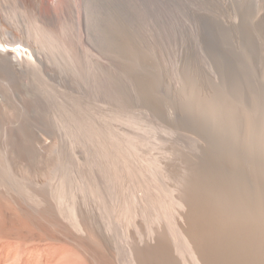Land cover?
I'll return each mask as SVG.
<instances>
[{
    "label": "bare ground",
    "instance_id": "6f19581e",
    "mask_svg": "<svg viewBox=\"0 0 264 264\" xmlns=\"http://www.w3.org/2000/svg\"><path fill=\"white\" fill-rule=\"evenodd\" d=\"M168 1L130 0V3L162 5L164 15L152 18L155 27L166 31L167 37H208L210 51L218 57V73L230 85L235 73L241 75V72L233 67L231 58L211 37H236L240 44L251 50L257 48L256 43L259 52L264 50V0H170L169 4ZM93 3L94 0H0V264H264V226L249 217V227L239 221L238 238L234 223L241 219L234 217L233 221L231 215L221 213L219 208L223 199L205 192L209 191L212 181L222 176L217 173L222 167L215 170L216 165L210 167L213 161L202 164L205 183L193 188L195 195L187 193L181 197L188 204L187 210L186 205L183 207L175 198L171 199L168 192L164 193L162 189L167 183H159L148 173L140 178L141 172L134 164H130L134 178L129 180L106 183L85 178L83 161L90 158L86 156L88 152H84L92 148L88 144L90 138L81 135V138H75L50 126L48 115L45 116L49 105L58 109L62 103L74 108L76 103H68V89L73 86L80 94L82 88L75 86L77 82L73 84L75 76L63 69L62 60H57L56 44H53L56 41L52 47L45 38L66 37L71 46H76L78 55L86 54L82 48L89 49L92 55V52L101 53L94 42L95 37H102L101 6ZM68 9L72 11L69 21L73 31L66 36L61 18L60 27L51 23ZM167 15L169 22L171 20L169 29ZM74 25L80 30V43H76ZM253 27L259 31L254 32ZM66 30L70 31L69 27ZM36 37H42L40 43ZM177 55L178 65L182 68L183 48ZM95 56L91 63L106 64ZM234 56L240 69L237 55ZM246 64L253 85L259 84L264 68L253 69L248 58ZM142 67L143 72L130 75L131 85H125V88L131 91L128 98L125 96L122 100H144L153 106L154 112L166 118V107L170 103L166 90L170 85L162 75L152 77L162 104L144 98V86L135 78L149 75L153 65L147 63ZM197 73L200 75L193 74L191 82L197 78L201 92L216 85L208 73L203 75L202 68L198 67ZM40 78L47 79L45 82H50L54 91L47 87L48 83L43 86ZM57 90L58 94H55ZM199 99V102H205L203 108L208 107L206 100ZM84 102L83 99L81 103ZM131 108L136 109L132 105ZM186 137L180 133L175 138ZM112 138L109 141L105 138L99 147L105 151L103 144L112 142ZM110 148L114 158H119L117 148L113 145ZM206 151L200 158L209 153ZM71 157L78 178H58L55 169L60 159ZM253 213L257 212L254 210ZM178 236L193 240L196 247L191 245L195 251L188 252L191 258L193 254L192 259L179 249Z\"/></svg>",
    "mask_w": 264,
    "mask_h": 264
},
{
    "label": "rangeland",
    "instance_id": "374dc122",
    "mask_svg": "<svg viewBox=\"0 0 264 264\" xmlns=\"http://www.w3.org/2000/svg\"><path fill=\"white\" fill-rule=\"evenodd\" d=\"M96 3L101 6L99 23L102 37H95L94 42L101 53L92 52L94 53L92 55L89 49L82 48L86 54L78 55L76 46H71L66 37L45 38L49 45L56 41L53 44H56L58 48L54 47L55 52L58 53L57 60H62L63 62H60L63 69H68L75 76L73 84L77 82L75 86L82 88V90L79 89L80 94H77L73 86L68 89L67 93L70 96L68 103L71 102L69 105L76 103L74 108L70 107V109L69 106L61 103L57 109L50 104L45 116L48 115L50 126L62 134L65 132L72 134L75 138H79L80 135L87 137L88 140L90 138L88 144H91L92 148L84 152H88L86 156L90 158L83 161L87 173L84 175L85 178H92L94 182L99 179L106 183L125 178L129 180L134 178L133 169L130 168V164H134L135 169L141 172V175L138 174L140 178L148 173L153 175L159 183H167L165 188L162 186L164 193L168 192L167 195L171 196V199L175 198L176 202L181 203L183 207L186 205L187 209L188 204L182 198L187 193L195 195L193 188L205 183L202 177L206 174L202 164L213 161L216 164L212 162L210 167L216 165L213 170L218 166L222 167L217 171L218 175L222 174V176L212 181L209 191L205 192L223 199L219 208L221 213L231 215L233 221L234 217L241 219L236 221L239 227L234 223L238 238V232H241L239 221H244L245 226L249 227V222L253 219L264 226V75L262 73L259 77V84L255 82L253 85L251 72L246 68L247 58L253 69L264 68V50L259 52L258 43H256L257 48L251 50L240 44L236 37H211L231 58L233 67L241 72L239 75L235 70L236 73L230 85L218 73V57L211 53L208 37H167L166 31H163V34L162 29L155 27L152 17L164 15L162 5L153 7L151 3L146 6L135 3V7L134 3L131 5L130 0H94L93 4L96 5ZM168 13L170 14L169 7ZM107 14L109 17H106ZM168 15L167 29H169V23L171 24L170 15ZM71 16L72 11L68 9L65 13L62 12V17L59 14L51 25L60 27L61 18L63 33L65 32L68 36L69 32L73 31L69 21ZM33 18L32 16V20ZM68 27L70 31L66 30ZM74 29L76 43H80V30L75 25ZM253 30L259 31L256 27H253ZM36 38L40 43L42 37ZM182 48L183 60L182 68H180L177 54L181 53ZM231 50L237 55L240 69ZM94 55L104 60L106 64L91 63ZM147 63L153 65L152 71L143 78L135 79L144 86V98L153 99L154 102L162 104L151 78L158 75L165 77L166 84L170 85L166 90L170 98V103L166 107L167 119L161 113L154 112L153 106L144 100H130V98L128 101L122 100L125 96L127 99L128 92L131 91L125 88V85H131L130 75L139 71L143 72L142 66ZM198 67L205 71L203 75L209 74L216 84L214 87H207L201 92L197 83L198 79L196 78L194 83L191 82L193 74L200 75L197 73ZM41 80L44 82L43 86L50 83L45 82L47 80L45 78H40ZM50 84L47 87L54 91ZM55 94H58V90ZM58 97L60 101V96ZM199 97L206 100L208 107L203 108L202 103L205 102H199ZM83 99L85 102L81 103ZM131 105L136 109L131 108ZM180 133L188 137L177 140L175 137ZM112 136L114 137L112 142L103 144L105 151L101 146L99 147L101 141L103 142L105 138L108 140ZM112 145L117 148L116 154L119 158H114V152L110 148ZM205 149L209 153L200 158ZM220 158L223 160L221 161ZM61 159L58 168L55 169L56 172L54 171L58 174L57 177L63 176V178L75 180L78 172L72 164L73 157ZM3 169L4 167L2 171ZM212 176L214 179L215 176ZM107 192L109 195L112 194V191ZM178 193L181 194L180 197ZM200 194H204V190ZM254 210L256 214L253 213ZM185 238L178 236L177 245L190 259L189 253H192L196 246L192 239L189 238V241Z\"/></svg>",
    "mask_w": 264,
    "mask_h": 264
}]
</instances>
